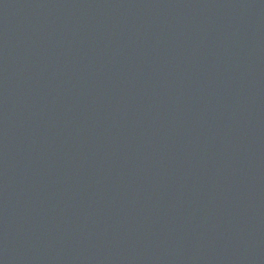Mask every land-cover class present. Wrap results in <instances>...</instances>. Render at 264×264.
I'll return each mask as SVG.
<instances>
[{"label":"water","instance_id":"obj_1","mask_svg":"<svg viewBox=\"0 0 264 264\" xmlns=\"http://www.w3.org/2000/svg\"><path fill=\"white\" fill-rule=\"evenodd\" d=\"M0 264H264V0H0Z\"/></svg>","mask_w":264,"mask_h":264}]
</instances>
